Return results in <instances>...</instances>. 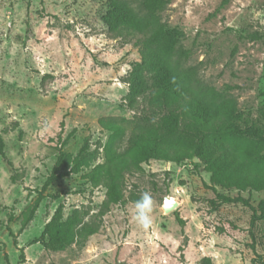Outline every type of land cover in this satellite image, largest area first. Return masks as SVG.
Listing matches in <instances>:
<instances>
[{
    "label": "rangeland",
    "instance_id": "1",
    "mask_svg": "<svg viewBox=\"0 0 264 264\" xmlns=\"http://www.w3.org/2000/svg\"><path fill=\"white\" fill-rule=\"evenodd\" d=\"M111 1L136 19L144 14L143 0ZM109 2L0 0V136L13 165L10 169L0 158V264L5 256L17 264L19 249L23 264H204L205 258L211 264H251V211L239 204L211 211L208 201L215 193L240 195L255 207L264 192L219 187L214 192L198 160L197 168L189 160H150L141 170L124 173L125 202L106 207L104 176L96 182L88 178L106 161L110 133L101 123L124 128L123 137L111 144L121 153L140 119L149 116L147 101L139 99L133 109L126 101V79L140 61V36L108 30ZM156 16L179 33L181 77L187 75L190 90L231 99L242 118L239 125L255 123L264 132V0H169ZM60 153L65 156L57 164ZM74 159L81 166H74ZM53 172L57 179L20 231ZM145 191L155 202L147 232L133 220V201ZM165 197L178 203L166 214ZM58 207L62 221L72 217L77 231L91 227L95 233L63 251L31 244ZM254 233L264 262V222Z\"/></svg>",
    "mask_w": 264,
    "mask_h": 264
},
{
    "label": "trees",
    "instance_id": "2",
    "mask_svg": "<svg viewBox=\"0 0 264 264\" xmlns=\"http://www.w3.org/2000/svg\"><path fill=\"white\" fill-rule=\"evenodd\" d=\"M169 0H143L144 12L139 19L110 0L104 17L108 30L115 35L140 36V61L133 66L126 79L128 93L127 106L133 109L139 102L147 101L149 116L140 119L127 142V149L117 153L111 144L124 135V128L114 123H101L109 135L105 150V163L97 165L88 178L92 182L101 176L105 179L109 204H123L121 184L125 172L141 170L140 165L150 160L180 163L191 161L194 168L196 158L209 174L211 189L264 192V132L255 123L241 127V115L236 111L235 103L213 92L194 94L186 84L187 75L181 77V59L183 55L176 51L179 33L166 28L160 23L156 13L161 11ZM176 61L172 58L176 56ZM146 95L147 98L145 97ZM60 153L57 164L64 158ZM0 158L10 168L12 163L4 152L3 139L0 136ZM56 164V166H57ZM55 166V168H56ZM74 166H81L79 159H74ZM74 168V167H73ZM50 174L42 189L38 192L35 203L28 208L20 231L32 220L38 203L44 198L45 188L57 179ZM15 182V177H11ZM133 201V200H132ZM135 202V201H133ZM211 211L224 205H242L251 211L248 235L250 248L254 254L251 264H264L263 257L256 251L254 227L264 222V198L254 207L240 195L228 197L215 193L209 200ZM176 221H183L175 214ZM74 218L62 221L61 207H58L51 219L45 224L38 239L49 251H63L83 235L95 233V228L77 231ZM85 233V234H84ZM13 243L16 245L15 236ZM83 236V237H84ZM17 264H23L25 258L22 249ZM5 264H11L5 256ZM204 264H211L210 258Z\"/></svg>",
    "mask_w": 264,
    "mask_h": 264
},
{
    "label": "clouds",
    "instance_id": "3",
    "mask_svg": "<svg viewBox=\"0 0 264 264\" xmlns=\"http://www.w3.org/2000/svg\"><path fill=\"white\" fill-rule=\"evenodd\" d=\"M154 200L150 192L145 191L140 198L134 202L133 220L135 224L145 232L151 229L153 224L152 212ZM175 204L172 197H166L163 201L164 209H170Z\"/></svg>",
    "mask_w": 264,
    "mask_h": 264
},
{
    "label": "water",
    "instance_id": "4",
    "mask_svg": "<svg viewBox=\"0 0 264 264\" xmlns=\"http://www.w3.org/2000/svg\"><path fill=\"white\" fill-rule=\"evenodd\" d=\"M195 161H197V159L195 158ZM166 198V197H165ZM164 198V199H165ZM164 201V200H163ZM178 206V203L175 201V204L170 208V209H164V207H163V204H162V209H163V212L166 214V213H169V212H171L172 210H175L176 209V207Z\"/></svg>",
    "mask_w": 264,
    "mask_h": 264
}]
</instances>
